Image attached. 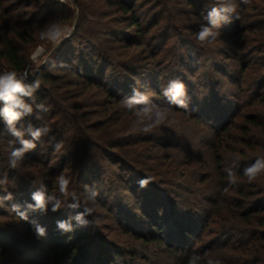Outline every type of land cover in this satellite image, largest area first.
Returning a JSON list of instances; mask_svg holds the SVG:
<instances>
[{"label":"rangeland","instance_id":"374dc122","mask_svg":"<svg viewBox=\"0 0 264 264\" xmlns=\"http://www.w3.org/2000/svg\"><path fill=\"white\" fill-rule=\"evenodd\" d=\"M2 1L0 23L4 22L9 28H13L12 22L23 24L29 21L35 10L45 6L41 16L48 20L37 23L33 40L25 39L20 43L28 56L24 68L30 73L28 80L34 78L40 68H48L50 59L63 53L58 66L60 69L71 62L73 70L78 68L81 71L83 62L90 61L88 68L94 64L99 68L103 65L104 75L93 71L92 77L101 80L105 86L118 87L120 95L128 86H135L154 102L166 103L162 95L155 93L153 79L139 73L149 62V69L155 68L160 72L161 84L179 78L195 98L191 96L190 112L173 109V117L179 124L144 134L135 130L133 113L123 110L121 102L111 105L108 110L106 106L110 100L105 94H99L97 88L81 87L74 71L66 69L58 84L48 83L47 91L40 94L49 96L53 88V91L60 90L70 95L80 93L79 98L88 97V105L92 106L90 110L96 112L88 120L94 126L90 132L97 136L95 141L117 136L118 140H123L110 155V160L101 159L98 154L93 164L81 161L79 164L78 157L72 159L75 163H68V149L71 148L68 136L61 141L63 148L60 151H52L53 147L45 137L44 141H36L37 147L26 154L16 169H12L8 163L12 138L0 122V178L6 176L8 181L0 186V196L5 194L1 190L6 188L16 189L20 196L0 205V264H73L65 256L55 259L46 242L49 239L57 241V238L70 234L72 239L75 231L62 233L56 222L82 209L74 211L64 206L55 213L50 210L47 214L30 212L27 221L21 220L12 210L13 204L31 202V193L41 184L47 185L49 193L59 195L55 179L62 173L71 177L70 191L80 196L82 206L87 192L86 187L82 189L80 186V174L85 176L86 186L98 192L94 203L95 224L82 227V230H87L84 244L92 247L91 256L81 264H176L167 246L159 243L163 237L175 238L176 249L196 251L203 257L199 264H206L208 257L205 253L221 259L223 264H264V240L252 234L255 230L264 233V224L256 225V218H242L244 211L254 209L258 198H245L238 193V190L254 191L240 173L257 157H264V128L256 127L249 133L244 131L247 114H256L264 120V103L257 100L254 92L250 98H242L239 83L243 81L242 86L245 87L248 79L255 77L250 70L252 68L240 77L239 66L249 55L235 59L218 55L232 50V46L227 44L230 43L226 37L227 29L222 30V36L213 44H200L195 38L204 22L202 13L208 11L214 0H137L144 38L136 35L134 28L128 27L131 17L118 9L116 0H67L65 8L55 6L54 2L58 0ZM263 6L264 1H254L244 11V22H252L255 10ZM5 7L10 10L9 15L3 14ZM67 16V19H60ZM53 22H59L66 28L58 44L40 39V32ZM235 22L233 20L224 28L234 27ZM127 39L131 42L129 46L124 45ZM104 60H112L113 65L105 67ZM1 64L2 71L13 70L5 65L4 60ZM49 70L53 68L50 66ZM239 94L240 98L235 101L234 95L239 97ZM130 95L131 92L124 93L125 97ZM43 101L47 108L53 109L50 99ZM234 104H242V110L241 106L240 111L237 106L233 108ZM232 112L229 128L216 136V126L211 124L217 120L214 117L227 114L229 119ZM39 117L41 120L42 116ZM198 117L203 120L198 122ZM55 120L54 117L51 121ZM27 121L30 119L27 118L25 123ZM50 135L57 140V132L53 130ZM244 138L257 143L255 151L244 145L241 141ZM96 148H92L91 153L96 154ZM122 155L123 161L119 165L112 161ZM234 160L239 162L237 172L241 182L225 192L227 178L224 169L233 166ZM150 199L163 204L161 210L153 206L154 211H151L152 215L160 218L159 228L152 223V217H143L144 208L151 210L149 204L153 203ZM70 202L69 199L64 203ZM239 202L244 205L238 207ZM88 203L92 204L91 201ZM173 203L176 209L171 207ZM87 219L91 221L93 217ZM177 220L192 225L194 233L181 238ZM33 222L46 229L44 238L37 239ZM27 226L31 230L28 231ZM135 233L147 237L157 235L158 240L149 242L145 239L147 237H135ZM98 244L100 248L97 250Z\"/></svg>","mask_w":264,"mask_h":264},{"label":"trees","instance_id":"16d2710c","mask_svg":"<svg viewBox=\"0 0 264 264\" xmlns=\"http://www.w3.org/2000/svg\"><path fill=\"white\" fill-rule=\"evenodd\" d=\"M254 1H257V0H250V3L248 5H243V4L240 5V8L238 9L239 19H235V18L233 19L236 21L234 27H230V28L228 27L229 29L223 27L222 29L223 31L225 29H227L228 31V34L226 37L230 43H227V44H228V47L232 46V50L228 52L227 54L222 51L218 55L219 56L228 55L227 57L233 56L234 59L244 57L245 55L246 56L249 55L246 62L244 61L239 66L240 67L239 68L240 77L241 75L244 76V74L249 70V68H252L250 70L253 71L255 77L248 79V85L245 87L242 86L243 81H242V84L239 83V88L243 92L242 98L244 97L250 98L252 96V92H254L256 93L257 100H260L261 103H264V6L262 8L259 7L260 10L259 8L258 9L255 8L256 10L254 14L251 16L253 19L252 22L250 23L244 22V20H246L244 11L247 10L248 7L250 8L251 4H253ZM259 1H264V0H259ZM136 2L137 0H133L132 3L130 2V0L127 2L126 0H116L115 1L118 9L121 10L123 14H126L131 17L128 27L134 28L137 31L136 35H140L142 38H144V29L142 27L140 13L137 12ZM54 4L56 7H60V8L66 7L64 3L59 2V1L54 2ZM191 4H193V2ZM2 5H3V1L1 0L0 10H3ZM44 7L45 6L42 5L40 9L35 10L33 12V15L31 16V19L23 24H21V22H12L11 26L13 28H9V26L7 27V25L4 22L0 23V67H1L0 71H2V64H1L2 60L5 61V65L9 66L13 70H16L17 72H20L25 68L28 62V56L24 53L23 47L20 46V43L25 41V39H27V41L29 39L33 40L34 38L32 37L35 33L37 23L39 22L41 23V21L43 22V21L48 20V18H42L41 16ZM9 13H10V10L6 9L5 7L3 14L9 15ZM68 17L69 16L60 18V19H67ZM78 36L82 37L81 35H78ZM248 42H251V44H248ZM124 45L125 46L131 45L130 40L127 39ZM256 53H259V54H256ZM61 54L63 53H60V55L57 54L52 59H50L51 63H49L48 68H45V67L40 68L37 71L35 77L30 78L28 80V82H31L33 79L41 80V87L36 93L37 103H43L47 107L48 105L43 100L50 99L49 102L52 104L51 106L53 107V109L48 108L47 112L40 111L38 113H34L33 116L28 117V118L30 119V121L33 122L34 126L36 127L47 125L48 127L52 128V131L54 130L55 133L57 132L58 136H57L56 141H62L64 140L66 136H68L69 138L68 141H69V144L71 145V148L68 149L69 151L68 163L71 161H72L71 164L75 163L74 160L72 159L78 157L77 162L79 164H82V163L93 164L95 163V160L98 159L96 157L98 154H100L101 156L99 158L104 159V160L106 159L110 160L111 159L110 155L115 152V149H117V147L121 144L120 141L122 139L118 140L117 139L118 136H117L111 139L105 138L104 140L95 141L96 140L95 137L97 136H93L92 133L90 132L92 129H94L93 128L94 126L92 127V125L88 122V120H89V117L92 116V114L96 112H92L93 110H90L92 106L90 107L88 105V101H87L89 99L88 97L79 98L80 93L70 95V94H67L68 92H59L60 90L53 91V88H52V91L49 93V96L48 95L44 96L40 94V92L47 91L46 87L48 83L52 85L58 84L61 78H64V73L66 69L70 68L69 71L73 70V66H71L72 62L70 65L65 64L63 69L58 68L59 62L61 59ZM104 61H105V67L107 68L113 65L112 60H108V62L106 60ZM89 62L90 61L83 62L84 66L82 67L84 69L82 71L78 68L73 70L81 87L89 88V89L97 88L100 91L99 94L100 93L105 94V96H107L110 100L108 106H106L108 110L111 105L116 104V103L120 104L121 100L125 98L124 93L126 95V93L131 92L132 87L128 86L125 89L123 95H120L119 94L120 89L117 86H116L117 88H109L108 86H105V84H103L101 80H99L98 78L92 77L93 71L95 72L97 71L99 74H101V76L104 75L103 72L105 70H103L102 68L103 65L100 66L99 68L98 66H96L97 64H94L91 67L92 68L91 69L90 67L89 68L87 67V64H89ZM50 66L53 68L52 71L49 70ZM148 67H149V62H147L144 65L143 69L140 70L141 72L139 73L143 77L146 75H149L150 79H153V82H155V87H154L155 93H158L161 95V92H160L161 78L159 79L161 74L160 72H157L155 68L149 69ZM131 68L132 67H130V70H132ZM188 94L190 97L192 96L193 98H195L194 95H190V93ZM38 95H41V96L38 97ZM232 96L233 95H229L231 99L235 97L234 99L236 101L237 98H240L241 94H239V97H237L236 95H234V97ZM106 103L107 102L101 103V104H106ZM164 103L165 102H163V104ZM236 106L238 107L239 111H240V106H241V110L243 108L242 104L240 105L234 104L232 107L234 108ZM197 110H200V109H197ZM230 111H232L231 106H230ZM37 114L39 116H42L41 120L36 118ZM47 115H49L48 116L50 118L49 120L47 119ZM54 117L56 118L55 122L51 121L52 118L54 119ZM214 118H216L217 120H214L213 122H211V124H214L216 126V130L214 134L216 136H219L229 128L231 124L230 121L233 120V112H232V117L229 119H228L227 114L223 116L217 115ZM209 119H212V116H210ZM202 120L203 119L200 117L197 118L198 122H201ZM245 123L246 124L244 127V131L246 133H249L250 131L252 132V129L256 127L264 128V120L259 119V117L256 114H247L245 116ZM87 131L90 133L88 134ZM44 138L45 137L41 138L42 141H44ZM249 138H244L241 141L250 151H255L257 143L256 142L253 143V141L251 140L253 137H251V139ZM96 143H98L99 145L97 146ZM95 147H97L96 154L91 153V149ZM52 151H55L54 148L52 149ZM116 152L118 153L117 150ZM122 157H124V155H122L121 158H117L116 160H112V161H115L114 163H117V165H119L118 163H121L123 161ZM220 161L221 160H219V162ZM240 175L244 179H246L243 176V171L240 173ZM85 179L86 178L83 174L79 175V182H80V186L82 187V189H84V187H86L88 183ZM249 186H250V189H253L254 191L245 192L243 190H238L239 195H242L245 198L257 196L258 199L255 202L254 209H251L250 211H244L242 214V218H247L248 220H249L248 217L256 218L258 219V222H256V225L262 226V224H264V176L259 177L257 181L251 184L249 183ZM1 192L2 193L11 192L13 195V198L15 197L16 200L20 197L19 193L16 192V189H13V188L12 190H9L6 188L5 190H1ZM151 202L153 203L152 205L149 204L151 207L150 208L151 210L144 208L143 217L144 218L152 217V223L156 225L157 228H159L158 223H160V220H159L160 218L159 216L155 217L154 215H152V212L154 211L153 206H156V208L159 207L161 210L163 204L157 203L158 204L157 206L156 201L154 199L151 200ZM174 204L175 203H173L172 204L173 206L171 207L176 209ZM237 205L238 207H242L244 204L239 202V204ZM176 225L179 226L180 228L181 238H187L189 237L188 235L189 233L191 234L194 233L192 229L193 226L191 225L192 226L191 228V226L187 224L185 221L184 223H181L180 220H177ZM27 230L28 231L31 230V227L27 226ZM86 231L87 230L85 229L82 230V227H80L75 230V234L72 239H71L72 234L65 236L64 238H57L56 239L57 241L49 239L46 243L47 245H49L48 250L50 251V254L55 256V259L57 260H60V256H65L67 260L71 262L73 261V264H81L82 261L87 260L91 256L90 254L92 250V247L86 246L84 244L85 243L84 241L88 237ZM242 231L243 233H246L245 230H242ZM252 234L254 236L258 235L257 236L258 239L264 240L263 232H258L255 230L252 232ZM134 236L138 238L147 237L143 234H138V233L137 234L135 233ZM156 236L157 235L155 236L151 235L145 239L149 242H152V241L156 242L158 240V237ZM174 239L175 238L169 239V238L163 237L162 239L159 240V243L162 245L165 244L167 246L168 250L172 253L173 257H175L176 264H188L189 257L193 254H197V252L188 250L187 248L176 249L174 246L176 245V242H174L176 240ZM183 245L185 246V244ZM95 248L98 250L100 248V245L98 244ZM251 252H253V249L251 250Z\"/></svg>","mask_w":264,"mask_h":264},{"label":"clouds","instance_id":"9594fccd","mask_svg":"<svg viewBox=\"0 0 264 264\" xmlns=\"http://www.w3.org/2000/svg\"><path fill=\"white\" fill-rule=\"evenodd\" d=\"M250 0H214L213 5L206 13H202L203 23L200 24L196 33V40L200 44H213L222 36V29L225 25L239 19L238 9L240 5H248ZM66 28L59 22L51 23L45 30L40 32V39L58 44L64 37ZM30 73L25 70L0 71V122L6 128L8 135L12 138L9 141L8 163L9 167L16 169L25 159L26 154L37 147L36 141L42 137H48L49 144L55 151L63 148L61 141H56L55 136L50 135L52 129L47 125L34 126L30 121L25 123L28 117L40 111L47 112L48 108L43 103H37L36 93L41 87V80L33 79L28 82ZM161 95L166 103L158 104L150 96L133 86L131 95L121 100V107L134 115L135 130L144 134H151L161 127L172 128L179 124L173 117V109H182L190 112L191 97L188 94L186 84L179 78L171 79L166 84L160 85ZM39 119V115H36ZM31 137V139H27ZM238 160L233 161V166L224 169L227 178V186L224 191L237 187L240 184V177L237 172ZM243 176L248 183H253L261 176H264V157H257L254 162L243 169ZM7 177L0 179V186L7 184ZM59 195L49 193L47 185L41 184L31 193V202L24 205L13 204L12 210L16 212L21 220L27 221L30 212H40L47 214L50 210L55 213L62 207L75 210L74 215L56 222L57 229L62 233H72L78 227H85L95 224V199L98 192L86 186L87 195L84 197L85 203L81 204V198L75 191H70L72 183L71 177L60 174L55 179ZM61 197L63 199H61ZM71 200L65 205V201ZM13 200L11 192H6L0 196V205L6 201ZM91 201L90 205L88 202ZM49 206H51L49 208ZM88 217H93L90 221ZM75 222V223H74ZM34 232L37 239L46 236V229L33 222ZM206 264H223L219 258L208 256ZM203 259L201 255L193 254L189 257L188 264H199Z\"/></svg>","mask_w":264,"mask_h":264},{"label":"built area","instance_id":"2783aa9c","mask_svg":"<svg viewBox=\"0 0 264 264\" xmlns=\"http://www.w3.org/2000/svg\"><path fill=\"white\" fill-rule=\"evenodd\" d=\"M59 2H62V3H64V2H66L67 0H58ZM25 69H23L22 71H20V72H23Z\"/></svg>","mask_w":264,"mask_h":264}]
</instances>
